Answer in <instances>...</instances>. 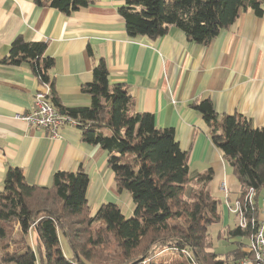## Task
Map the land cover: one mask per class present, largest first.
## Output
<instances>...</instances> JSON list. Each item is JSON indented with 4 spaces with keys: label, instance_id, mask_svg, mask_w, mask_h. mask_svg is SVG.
I'll return each instance as SVG.
<instances>
[{
    "label": "trees",
    "instance_id": "1",
    "mask_svg": "<svg viewBox=\"0 0 264 264\" xmlns=\"http://www.w3.org/2000/svg\"><path fill=\"white\" fill-rule=\"evenodd\" d=\"M96 1L34 0L65 15ZM122 1L117 10L130 37L156 39L173 26L199 44L209 43L232 25L241 10L261 16L264 4V0ZM47 44L17 35L0 61L28 64L38 81L49 86L50 103L74 120L82 141L106 150L114 186L129 194L133 209L126 215L117 203L107 201L92 212L86 197L89 177L83 168L56 170L51 185L40 186L29 183L21 167L8 166L0 190V264L252 261V251L241 246L248 245L262 221L264 128H252L238 113L218 116L207 98L191 104L207 123L211 142L233 168L240 183L237 201L245 217V226L236 222L218 229V236L227 232L226 242L233 248L225 253L210 250V226L222 220L221 200L209 188L212 170L190 177L188 156L175 139L174 128H160L152 114L133 111L126 85L110 82L102 58L93 67L92 80L81 85L89 105L64 106L49 74L54 59L45 54ZM249 188L256 190L251 203L245 198ZM165 250L170 253L163 254ZM170 254L174 255L167 261ZM229 254L231 259L226 258Z\"/></svg>",
    "mask_w": 264,
    "mask_h": 264
},
{
    "label": "crops",
    "instance_id": "2",
    "mask_svg": "<svg viewBox=\"0 0 264 264\" xmlns=\"http://www.w3.org/2000/svg\"><path fill=\"white\" fill-rule=\"evenodd\" d=\"M122 2L97 0L65 15L34 0H0V60L17 35L47 40L45 54L54 59L49 74L55 94L64 106L74 107L89 105L81 85L92 80L93 67L104 59L110 82L126 85L133 111L152 114L160 128H174L188 156L190 177L210 168L213 195L222 193L224 199L225 186L227 200L235 203L240 183L191 104L207 98L218 116L238 113L252 128H264V4L261 16L241 10L232 25L209 43L199 44L173 26L156 39L130 37L117 10ZM43 88L28 64L0 61V190L8 166L21 167L26 180L40 186H50L56 170L83 168L89 177L86 197L92 212L109 201L130 215L132 200L127 192L116 190L106 150L82 141L74 124L60 126L52 137L49 130L16 116L32 108L35 91ZM222 205L238 222L237 215Z\"/></svg>",
    "mask_w": 264,
    "mask_h": 264
},
{
    "label": "built area",
    "instance_id": "3",
    "mask_svg": "<svg viewBox=\"0 0 264 264\" xmlns=\"http://www.w3.org/2000/svg\"><path fill=\"white\" fill-rule=\"evenodd\" d=\"M44 88L35 91L32 108L27 112L17 114L16 116L30 126L49 130L50 135L54 137L60 126L66 123L75 125V122L70 117L60 113L54 108L48 98L49 86L44 84ZM223 190L226 194V207L230 212L237 214L239 225L245 226V217L241 212L240 204L238 201L230 203L229 200H227L228 195L225 186H223ZM255 192L256 190L254 188L248 189L245 198L249 203L252 202ZM260 211L262 214V221L257 227L255 233L250 237V241L247 245V249L252 251L254 259L252 261L248 259L243 264H264V194L261 199Z\"/></svg>",
    "mask_w": 264,
    "mask_h": 264
},
{
    "label": "rangeland",
    "instance_id": "4",
    "mask_svg": "<svg viewBox=\"0 0 264 264\" xmlns=\"http://www.w3.org/2000/svg\"><path fill=\"white\" fill-rule=\"evenodd\" d=\"M215 197L216 198H219L221 200L220 205H221V209H222V220H221V222L213 223L210 226V231H209L210 232V235L208 236V241L212 242V245H211V247L209 249L210 250H213V251H216V252H219V253H225L226 251H228V248H233L234 247V244L233 243H231L232 245H229V243L227 244L226 241H228L229 239H226L228 237L226 231L220 232L219 233V236H218V229H220V228L224 229V228H226L228 226L231 227L234 224L233 217H232L233 215H226V213H225L224 206L222 205L223 203L225 204V201H224L225 195H224V199H223V194L222 193H215ZM93 210H95V208H93ZM224 213H225L226 217H223V214ZM225 236H226V238H225ZM241 247H242V249H247V245H242ZM244 251H247V250H244ZM162 252H163V254L170 253V251H167V250L162 251ZM173 255L174 254H170V257H168L169 256L168 255V256L165 257V259L167 261H170V258ZM230 256H231V254H229L226 258L227 259L228 258L231 259L232 257H230ZM246 260L247 259L244 258V259L238 261L237 264H243Z\"/></svg>",
    "mask_w": 264,
    "mask_h": 264
}]
</instances>
